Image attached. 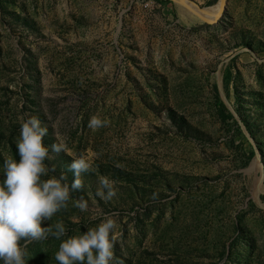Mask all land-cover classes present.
<instances>
[{"label": "rangeland", "instance_id": "374dc122", "mask_svg": "<svg viewBox=\"0 0 264 264\" xmlns=\"http://www.w3.org/2000/svg\"><path fill=\"white\" fill-rule=\"evenodd\" d=\"M216 4L209 22L192 11ZM219 8L0 0V179L28 116L47 127L45 163L69 185L71 160L91 161L81 188L42 222L62 221L65 237L28 243L26 264H58L60 240L106 215L109 264H264V0ZM93 115L107 124L89 128ZM102 176L114 182L108 200L95 195Z\"/></svg>", "mask_w": 264, "mask_h": 264}, {"label": "clouds", "instance_id": "9594fccd", "mask_svg": "<svg viewBox=\"0 0 264 264\" xmlns=\"http://www.w3.org/2000/svg\"><path fill=\"white\" fill-rule=\"evenodd\" d=\"M106 124L107 120L102 121L93 115L87 126L96 129ZM47 132V127L42 126L36 116L24 118L15 142L17 158L9 156L3 160L0 179V264H26L28 243L43 240L49 234L57 239L65 237L66 229L62 221H57L52 227L42 226V222L48 221L66 206L69 187L80 189V173L90 169L91 161L79 156L66 166L73 175L70 185L65 172L54 174L55 165L45 163L50 159L49 146L42 142ZM50 147L52 152L64 150L63 143H52ZM95 195L102 200L111 199L115 195L114 182L100 177ZM73 205L81 211L88 206L83 197L74 199ZM114 227L115 221L106 215L94 227L61 239L54 259L58 264H109L113 260L116 242Z\"/></svg>", "mask_w": 264, "mask_h": 264}, {"label": "trees", "instance_id": "16d2710c", "mask_svg": "<svg viewBox=\"0 0 264 264\" xmlns=\"http://www.w3.org/2000/svg\"><path fill=\"white\" fill-rule=\"evenodd\" d=\"M215 106H216L217 114L220 118L223 119L229 116V114L226 112V109L222 101L219 99L218 95H215Z\"/></svg>", "mask_w": 264, "mask_h": 264}, {"label": "water", "instance_id": "95a60500", "mask_svg": "<svg viewBox=\"0 0 264 264\" xmlns=\"http://www.w3.org/2000/svg\"><path fill=\"white\" fill-rule=\"evenodd\" d=\"M222 7H223V0H220V8H219V9H221ZM198 9H200V8H198ZM192 11H193V12H194L199 18H201L202 20L207 21V22L211 21L212 19L215 20L216 17H217V15H218V13H219V10H218V12H217L216 14L213 15V18H208V17L202 15L201 12H199V11H197V10H193V9H192Z\"/></svg>", "mask_w": 264, "mask_h": 264}, {"label": "bare ground", "instance_id": "6f19581e", "mask_svg": "<svg viewBox=\"0 0 264 264\" xmlns=\"http://www.w3.org/2000/svg\"><path fill=\"white\" fill-rule=\"evenodd\" d=\"M216 6H218V4H216V5H212V6H210V7H206V8H203V9H202V7H201L200 9L192 7V9L201 12L202 15H204V16H206V17H208V18H213V17H210L209 15H214V14H215V11H211V12H205V11H206L208 8H212V7H216ZM183 12H184V11H183ZM182 14H183V16L185 15L184 13H182Z\"/></svg>", "mask_w": 264, "mask_h": 264}]
</instances>
